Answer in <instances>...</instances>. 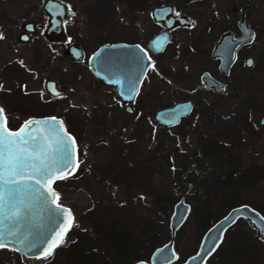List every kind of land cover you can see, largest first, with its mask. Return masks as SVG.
<instances>
[{"label": "flooded vegetation", "instance_id": "af4514ba", "mask_svg": "<svg viewBox=\"0 0 264 264\" xmlns=\"http://www.w3.org/2000/svg\"><path fill=\"white\" fill-rule=\"evenodd\" d=\"M29 1L33 0H0V33L3 34L0 44L4 42V49L14 50L19 46H28L26 48H29L30 61L41 63V70L54 65L60 57L72 64L83 62L87 58V63H85L90 76L96 79L109 95L115 97V101L107 105L105 111L104 109H100V112L95 110V115L100 113L98 115L101 117L102 114L104 118L108 113L116 112L117 116L132 120L134 122L133 131L136 133L132 142L135 144L139 143L140 134L149 133L147 135L153 136V133H158L163 136V139H159L160 143L157 142L156 145L159 146L156 148L158 152L162 150L160 154L162 165L159 166V172L163 173L165 180L168 179V183L172 178V131L174 128H179L177 136L188 135L196 138V152L200 157L199 168L193 164L188 167V170L194 168L197 179L208 181L212 178L214 182L221 181L222 193L228 190L233 178L242 179L243 187L237 194L244 193L246 198L253 194L260 196L255 197L263 201L260 207L250 203L246 205L258 211L264 218V121L262 120L264 117V41L260 39L261 24L250 18L255 0H231V12L230 15L225 14V18L221 17L215 9L219 4L223 5V0H212L209 10L213 11V15L206 19L194 18L191 13L182 9L183 1L187 3L197 0H151L148 20H134L132 23L118 20L116 26L119 29H126L127 36L116 37L111 41L103 38V25L91 20L92 22L88 24L90 29L91 27L101 29V32L93 35L102 36L105 40L99 47L108 43H123L132 47V50L126 53H121L122 50L115 59L116 64L112 66L116 67L119 73L117 80L122 85L120 92L126 99L131 97L128 99L130 101L116 95V86L105 84L92 73L89 59L99 47L86 57L85 44L76 42L77 34L76 31L71 32L68 24L70 20L63 24L66 40L64 42L50 40L45 34L49 20V16L43 10L46 0H34L33 6L27 11ZM61 1L69 8L67 0ZM39 6L44 15L43 20L39 16L38 18L34 16L35 9ZM169 6H172L175 15L179 13L178 16L187 17L189 24L186 25L183 20H172L167 8ZM157 7H165V9L158 14L153 13ZM129 9L136 11L141 10V7L129 6ZM221 13H224L222 8ZM198 14L201 15L202 12ZM262 27H264L263 24ZM14 38L18 43H13ZM70 45H78L81 48L82 60L75 61L67 55L66 51ZM15 51L17 50L13 52ZM249 60L251 64L248 63ZM22 71H25L27 76H21ZM33 71L32 67L26 68L18 58L7 60L0 65L2 73L0 76V108L4 109L8 128L16 130L23 124L16 127L11 124L10 112L5 109L6 105L10 106L14 100H18L19 102L14 103L16 109L12 111L25 114L28 117L26 121L54 116L62 119L68 132L75 137L74 132L68 128L67 121L80 120L81 117H86L87 113L76 112L74 108L77 106L73 103L66 106L61 113H56L59 108L58 102L64 100L66 94H69L64 87L59 88V82L56 79L48 78L44 81L45 94L38 88L25 90L24 82L32 81ZM75 74L72 80L76 79ZM2 77L14 82L15 86L5 90V79L3 80ZM49 80L54 81L57 89L63 90V93L58 95L49 93L46 89V83ZM14 88H19L24 98L14 97ZM132 89L135 91L132 92ZM72 91L74 92V90L68 92ZM29 96H34L35 101L46 102L48 109L36 112L30 106L34 100H29ZM4 97L9 98L6 105L3 102ZM182 102L190 103V111L181 116L177 124L166 125L155 120L157 111ZM183 140V145H191L187 138ZM152 147L155 149L154 145ZM175 147L181 153H185L187 149L180 145ZM204 152H210L211 155L204 156L202 154ZM121 154L123 156V153ZM136 157L138 156L133 153L132 161L119 162L113 175L116 177L114 179L116 182L123 183L121 185L125 186L126 191L137 193V180L130 186L126 177L127 169L135 166ZM77 162L78 167L70 176L71 178L83 177L88 170V167H81L79 161ZM251 170L253 173H250ZM111 172L101 170L100 174L106 177L111 175ZM131 176H137L136 171H132ZM185 179L186 173H182L180 181ZM168 183L165 184L168 185ZM166 185L164 187L168 188ZM190 185L189 182L186 183L184 191H187ZM165 190L163 193V199L166 200L164 210L171 201L170 193ZM154 193L153 189L150 194L154 195ZM156 203L155 199L154 207L157 206ZM239 221L241 219L227 229L222 242L205 264H208L210 258L216 255L226 234L235 228ZM245 222L260 240V258L263 261L264 236L250 221L245 220ZM75 228L85 232V229ZM42 259L44 258L36 260L41 261Z\"/></svg>", "mask_w": 264, "mask_h": 264}, {"label": "rangeland", "instance_id": "374dc122", "mask_svg": "<svg viewBox=\"0 0 264 264\" xmlns=\"http://www.w3.org/2000/svg\"><path fill=\"white\" fill-rule=\"evenodd\" d=\"M105 1L107 0H67L71 13L68 23L69 28L71 32L76 31V42L85 44L87 50L85 52L86 57L92 54L105 40L111 41L116 37L127 36L125 34L127 33L126 29H119L116 26L118 20L126 23H132L134 20H148L151 0H135V5L141 7V10L136 11L130 10L129 3L125 0H114L113 5L104 4L103 2ZM32 2L34 3V0ZM32 2H28L27 11L33 6ZM96 3H103L95 6L96 11L94 10L92 12L95 15L100 14V16L95 17L97 19L95 21L103 25L102 36L105 40L102 39V36L95 37L93 35L94 33L98 34L101 32L99 27L95 29L91 27L90 29L88 26L90 22L95 21H91L86 10L92 4ZM211 3L212 0H197L187 3L183 1L182 9L191 13L194 18L206 19L213 15V11L209 10ZM218 6L215 9L221 17H224L225 14L230 15L231 0H223V5L219 4ZM221 8L224 13H221ZM35 10L34 16L37 18L39 16L43 20L44 15L41 12L40 6ZM200 11L202 12L201 15L198 14ZM250 18L256 21V23L261 24L260 39L264 41V27H262V24L264 25V0L254 1ZM3 43L0 44V65L7 60L18 58L21 63L25 64L26 68L32 67V70H34L32 72V81L24 82L25 90L38 88L45 94L44 81L48 78L58 80L59 88L64 87L68 91L74 90V92L67 91L69 94H66L65 99L58 102L59 108L56 113H61L70 103L77 106L74 108L76 112L87 113V116L81 117L80 120L74 119L67 121V125L74 132L78 140L79 164L81 167H88V170L83 177L74 176L75 178L73 177L58 186L59 203L71 208L74 214L72 229L61 244V248L54 250L51 256L41 261L19 258L12 250L6 248L0 249V264H16L19 259L26 264H44L43 262L52 264L55 260L59 261L55 264H60L64 260L65 262L62 264H102L103 261L97 259L98 256H93L92 260L91 256H89L91 253L94 254L93 251L97 252L96 248L84 251L85 254H81L77 259L64 255L65 247L80 237L78 233L80 231L75 227H80L82 230L85 229L87 234L88 232L91 233L90 237H95L98 240L97 247L104 249L106 255L109 254V261L111 263L122 260L125 257L122 249L116 247L115 243L108 242L101 234L109 223L111 224L110 227H112L113 236L120 235L123 237L125 235L134 240L137 239V242L134 243L135 249L138 247L141 249L146 244L143 250L138 252V257H142L141 260H147L149 254L155 249L151 247H158L170 239V215L174 203L181 197H184L191 209L185 222L177 230L173 244L177 255L185 259L196 251L203 234V225L209 221H203V225L197 226L196 210L198 206L202 207L200 211L212 216V220H218L230 208L237 205L250 203L256 207L261 206L263 201L261 202L260 198H255L260 196L253 194L251 197L246 198L244 193L237 194L243 187V180L240 178H233L228 190L223 193L221 192V181H217L214 184L211 183L208 186L210 188L208 192L191 181H180L181 174L178 177H172L171 182L168 183V179L165 180L163 173L159 172V166L162 165V159L160 157L162 150L158 152L156 148L157 142L160 143L159 139H163V136H160L158 133H153V136L147 135L149 133L140 134L139 143L135 144L132 142L136 137V133L133 131L134 122L132 120L123 119L121 116H117L118 113L116 112H110L104 118L102 114L101 117L98 115L100 113H96L95 115V110L100 112V109H104L105 111V107L112 104L115 101V97L109 95L107 90L96 79L90 76L89 70L86 68L87 58L83 62L72 64L65 58L60 57L54 65L48 66V69L43 68L41 70V63L38 64L37 62L30 61L28 55L29 48H26L28 46L16 47L14 50L17 51L13 52L14 50L4 49ZM13 43H18L15 38ZM30 54H32L31 51ZM1 74L0 72V76ZM73 74L76 75L75 80L71 79ZM21 76L25 77L27 73L22 71ZM4 81L5 90L15 86V83L10 80L5 79ZM24 88L22 89L24 90ZM13 93L14 97L19 99L24 98L19 88H14ZM3 99L6 105L9 102V98L4 97ZM28 99L34 100V96H29ZM16 102L19 101L14 100V103ZM14 103L10 106L6 105L5 109L10 112V123L16 127L26 122L28 117L18 111H12L16 109ZM30 106L36 112L48 109L46 108V102L41 100H34ZM172 133V135L177 137L176 141L174 140L175 142L171 138L172 148L178 145L182 146V148L187 147L185 151L187 155L196 151V138L194 136H177L176 134L179 133V128H174ZM183 138H187L189 145L191 144L192 146L183 145ZM153 145L155 149L152 147ZM121 153H123V156ZM133 153L138 156L135 158L136 164L134 167L127 169L126 177L128 178L127 180L130 186L137 180V193L126 191L125 186L121 185L123 183L116 182L114 180L116 177L113 175L119 162H130L133 160ZM174 160L176 162L180 161L178 158ZM193 164L195 163H190V165ZM101 170L113 171L111 172L112 174L110 173L111 175L105 177L100 174ZM132 171H136L137 176H131ZM250 173H253V171L251 170ZM188 182L191 185L187 187L188 190L185 188L187 191H184V185ZM165 183H168V185ZM164 185L168 188L164 187ZM153 189L155 193L151 195L150 193ZM164 190L170 193L171 199L170 204H167L165 210L163 208L166 204V200L163 199ZM137 194L140 195L138 196ZM174 198H176L175 202H173ZM155 199L159 207H154L153 202ZM80 216L84 217L80 220ZM93 221L97 222V225H94ZM149 227L155 231L157 230L156 239L151 240L150 243L148 238L153 235V230H149ZM143 230L147 231H145V235L148 236L146 240L142 238ZM260 244L259 238L254 234V231L247 222L239 221L235 228L226 234L222 246L216 255L210 258L208 264H264V260L262 261L260 258ZM131 250L129 248L127 253ZM99 253L101 254L102 251H99Z\"/></svg>", "mask_w": 264, "mask_h": 264}, {"label": "water", "instance_id": "95a60500", "mask_svg": "<svg viewBox=\"0 0 264 264\" xmlns=\"http://www.w3.org/2000/svg\"><path fill=\"white\" fill-rule=\"evenodd\" d=\"M167 8L169 9V16L172 18V20H183V23H185L186 25L189 24L187 17L177 16L174 14L172 6H169ZM162 9H165V7H157L153 10V13L156 12L158 14ZM43 10L49 16L48 26L45 32L47 38H49L50 40L64 42L67 36L65 34L63 24L65 21L69 20L71 16L67 4L61 0H46L43 5ZM131 50V46H127L123 43H108L99 47L89 59V66L92 73L97 78L102 80L105 84L116 86V95L123 98H125V96H123L120 92V87L122 85L117 80V75L119 73L117 71V68L112 66L116 64L115 59L121 51V53H126L127 51ZM66 53L72 60L75 61H80L83 58V52L78 45H70ZM53 87L55 88V91L52 90ZM46 89L52 95L63 93V90H58L55 82L51 80L47 81ZM134 91L135 89H132V92ZM128 99L131 98H125V100L130 101ZM189 111V102L177 103L169 108L157 111L155 114V120L161 124L175 125L179 122L180 117L186 115ZM52 117L54 116L29 119L37 122L32 126L31 129L33 133L38 137L37 143H42L44 137L50 138V134L48 131L49 126L44 122ZM262 120L264 121V117ZM57 121H62V119L57 118ZM63 125L66 129L64 122ZM67 133L69 132L67 131ZM69 134L73 137L71 133ZM77 160V146L75 145L73 161L74 165L77 163ZM71 175H66V178ZM59 180L62 179H57L54 181V183ZM54 183L52 184V190L58 193L54 188ZM42 190L46 193L45 189L42 188ZM24 202L25 204H28L29 207L28 209L22 208L21 212L28 214L25 215L23 219L19 220V227L22 232L29 235L30 241L34 242L37 247L32 249L22 247L20 248V250H16L19 246L15 243H10L9 247H7L6 249L13 250L27 258L39 259L42 258L40 255L42 248L40 246L44 245L45 240L48 239L50 235L55 234L53 230L57 229L58 225H61L60 212L55 208V205L50 203V198L33 199L31 193H26L24 195ZM63 207L65 209H71L67 206ZM189 213L190 205L185 201L184 197H181L174 203L169 219L170 239L163 245L154 249L149 258V261L139 260L132 264H205L207 259L216 251V249L222 242L223 236L227 229L234 225L239 219L250 221L259 230L260 234L264 236L263 216L258 211L251 208L249 205H238L231 208L223 217H221L206 230V232L202 236L199 247L194 254L187 257L183 262L175 263L177 254L174 249L173 239L176 231L183 225ZM72 215L74 217L73 211ZM226 217L228 218L227 220L225 219ZM66 235L64 236V239ZM193 257H195V259H193Z\"/></svg>", "mask_w": 264, "mask_h": 264}, {"label": "snow or ice", "instance_id": "6c2138e0", "mask_svg": "<svg viewBox=\"0 0 264 264\" xmlns=\"http://www.w3.org/2000/svg\"><path fill=\"white\" fill-rule=\"evenodd\" d=\"M36 123L28 120L18 130H10L4 109L0 108V249L9 247L10 243L19 246L16 250L37 247L19 227V220L28 214L21 212L29 207L24 195L31 193L33 199L50 198V203L60 212L61 225L40 246L41 257L47 258L64 242L74 220L71 209L59 203L60 196L52 190V184L71 175L78 162L73 163L76 140L67 133L62 121L52 117L44 122L49 126L50 138L44 137L42 143H37L38 137L31 130Z\"/></svg>", "mask_w": 264, "mask_h": 264}, {"label": "trees", "instance_id": "16d2710c", "mask_svg": "<svg viewBox=\"0 0 264 264\" xmlns=\"http://www.w3.org/2000/svg\"><path fill=\"white\" fill-rule=\"evenodd\" d=\"M113 1L114 0H107V1H105L103 3L104 4L113 5ZM125 1L127 3H129L128 5L130 7L136 6L135 5V2H134L135 0H125ZM103 3L92 4L91 7H89L86 10L87 11V14H88V16L90 17L91 20H97V19H95V17L96 16H100V14H96L95 15L92 11H94V10L96 11L95 6H99V5L103 4ZM75 138H76V141L78 142L76 135H75ZM176 138L177 137H175L174 135H172L173 142L176 141ZM157 146H159V145H157ZM202 154L204 156H210L211 155L210 152H204ZM171 156H172V158H171L172 177H178V175H180L182 173H186V179H185L186 181H191V182H193L195 184H198V186L202 187L206 192L209 191L210 188L208 186H210L211 183L214 184L215 183L214 180L213 179H210L208 181H204V179H202V180L197 179L196 178V175H195L194 168H191V169L188 170V167L190 166V163H195L197 165V167L199 168V166H198V162H199V159H200L199 153H197L195 151V152H192L191 154L187 155L185 153H181L179 151V149L174 146L172 148V154H171ZM175 158L176 159L177 158L180 159V161L179 162H176L174 160ZM70 179H71V177H68V178H65L63 180H59V181L55 182V184H54L55 189L57 190L58 189V186L61 183L65 182V181H68ZM206 184H208V185H206ZM175 201H176V198L173 199V202H175ZM201 209H202V207L201 206H198L197 207V210H196L197 211V214H196L197 226L203 225L204 222H206V221L209 220L208 222H206L203 225L202 232L204 233L205 230L209 226H211L216 220L213 219L214 220L213 221L212 220V216H210L208 213L206 214L203 211H200ZM82 217H84V216H80V220H81ZM87 219H88V217H87ZM93 224L94 225H97V222L93 221ZM110 226H111V224L109 223V225L106 228L103 229V232L101 234L103 235V238H106L108 240V242L115 243V246L116 247L122 249V251L125 253V257L122 260L113 261L111 263L109 261V254L106 255L105 252H104V249H99L97 247L98 240L95 237H93V236L92 237L94 239L91 238L90 237L91 236L90 235L91 233L88 232V234H87L86 231L85 232H83V231L78 232L79 235H80L79 239L78 240H75V242H72L70 245H68L67 247H65L64 255H66L69 258L77 259L79 256H81V254H85L84 251H89L92 248H96L97 252L96 251H93L94 254L91 253V254H89V256H91V260H92V257L93 256H98L97 259H101L103 261L102 264H131L132 262H135L137 260H140L142 257H138L139 256L138 255V252L139 251H142L143 248L146 246V244H144V247L142 246L141 249H139V247L135 249L134 248V243L137 242V239L134 240V239L130 238L129 236H125V235L123 237L120 236V235L115 237L112 234V227H110ZM148 229L149 230H153V235L151 237L149 236L150 239L148 238L149 243H150L151 240L156 239V237H157L156 231L157 230L155 231L151 227H149ZM145 231L146 230H143L142 238L146 240V237H148V236L145 235ZM124 233H126V232H124ZM120 234H122V233H120ZM61 246L58 247V249H60ZM129 248L132 249V250L129 253H127V251L129 250ZM151 248L153 249V248H155V246L154 247H151ZM99 251H102V253L100 254ZM17 256L19 258L27 259V258H25L24 256H22L20 254H17ZM182 260H184V258L182 256H177L176 262H180ZM57 262H59V261L58 260H55L52 264H55ZM64 262H65V260L64 261H61L60 264H62ZM22 263L23 264H26L24 261H21V259H19L16 264H22Z\"/></svg>", "mask_w": 264, "mask_h": 264}]
</instances>
